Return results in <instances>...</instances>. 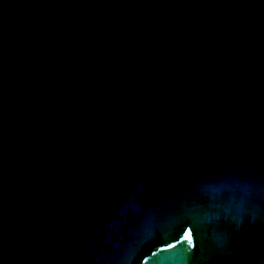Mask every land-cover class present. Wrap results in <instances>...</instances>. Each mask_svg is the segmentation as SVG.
<instances>
[{
	"label": "water",
	"instance_id": "95a60500",
	"mask_svg": "<svg viewBox=\"0 0 264 264\" xmlns=\"http://www.w3.org/2000/svg\"><path fill=\"white\" fill-rule=\"evenodd\" d=\"M0 264H264V0H0Z\"/></svg>",
	"mask_w": 264,
	"mask_h": 264
}]
</instances>
